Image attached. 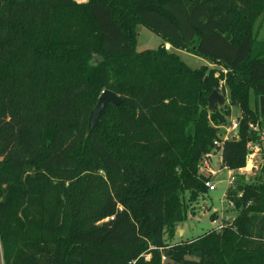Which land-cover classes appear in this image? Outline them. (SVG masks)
I'll return each mask as SVG.
<instances>
[{
	"label": "trees",
	"instance_id": "1",
	"mask_svg": "<svg viewBox=\"0 0 264 264\" xmlns=\"http://www.w3.org/2000/svg\"><path fill=\"white\" fill-rule=\"evenodd\" d=\"M263 14L264 0H0V264H264V162L228 190L231 222L163 246L185 195L207 192L213 142L230 170L264 143ZM138 26L162 43L137 51ZM166 45L226 71L223 115L207 111L212 70ZM105 90L122 104L87 135ZM232 107L235 139L220 140Z\"/></svg>",
	"mask_w": 264,
	"mask_h": 264
},
{
	"label": "rangeland",
	"instance_id": "2",
	"mask_svg": "<svg viewBox=\"0 0 264 264\" xmlns=\"http://www.w3.org/2000/svg\"><path fill=\"white\" fill-rule=\"evenodd\" d=\"M253 35L257 42H264V14L257 19L253 28ZM161 43V38L147 30L145 27H137V51L152 50L157 48ZM165 47L177 54L179 58L192 69H197L205 65L207 67V72H209L208 70H212V74L218 82V91L225 97V106L227 108L229 100L228 88L224 84V76L226 75L225 70L220 66L208 64L204 59L188 52L176 49L172 50L168 45ZM253 102V96H251L250 108H253ZM216 109L220 115L224 114L219 106ZM229 110L231 115L225 119V125L218 127V137L220 140H224V138L230 136L229 134L231 131L229 128L234 121H238V117L240 116V112L237 108L232 107ZM260 135L262 136L263 134L260 133ZM263 162L264 143L262 146H259V143L248 144L246 147L245 165L242 168L233 170L235 171L234 173L232 172L234 181L229 189L234 187L238 178H242L246 183L257 182V177L259 178L260 168ZM208 163L212 171L215 173L210 177V182H215L217 184L216 190L211 193L207 190L205 194L199 195L194 202H188V194L185 195L184 200L186 202L184 205L187 213L186 219L175 226L174 234L171 238H169L167 234L163 235V246L165 249L172 248L179 244H187L213 231H220L224 219L231 222L236 217L237 212L232 208L225 197L228 192V188L226 189L228 176L226 170L220 169L218 154L215 153L211 161ZM245 168H250V171L246 173ZM241 173L243 175H241ZM203 175L206 176L207 172H203ZM145 253L143 256L148 260L150 256ZM166 261V258L165 260L161 259L162 263H165Z\"/></svg>",
	"mask_w": 264,
	"mask_h": 264
},
{
	"label": "water",
	"instance_id": "3",
	"mask_svg": "<svg viewBox=\"0 0 264 264\" xmlns=\"http://www.w3.org/2000/svg\"><path fill=\"white\" fill-rule=\"evenodd\" d=\"M121 104L122 100L116 94L108 90L103 91L99 96L94 109L89 114L86 134L89 135L97 126L101 116L110 105L118 107ZM207 104V111L212 114L218 106L222 107L225 105V97L217 90H213L207 98Z\"/></svg>",
	"mask_w": 264,
	"mask_h": 264
},
{
	"label": "built area",
	"instance_id": "4",
	"mask_svg": "<svg viewBox=\"0 0 264 264\" xmlns=\"http://www.w3.org/2000/svg\"><path fill=\"white\" fill-rule=\"evenodd\" d=\"M237 128H238V121H234L229 128V130L231 131L229 134L230 136L228 138H224V140L235 138V135L237 133ZM221 145H222V143L220 141H214L213 142L214 150L212 151V153H209L208 155L203 156L202 159L200 160L199 164H198L199 174L207 179L204 182V186L208 190V192H210V193L214 192L216 190L217 184L215 182H213V183L210 182V177L213 176L215 173L210 168V165L208 162L211 161V159L213 158L215 153L218 154V161L219 162L221 161V158H220ZM223 170H226V172H227L228 182H226V185H227L226 189L228 188L227 190H229L230 185L234 181V177L232 175V172L234 173L235 171L230 170L228 168H223ZM245 171L247 173L248 171H250V168H245ZM203 172H207V175L206 176L203 175ZM241 175H243V174L241 173ZM162 259L165 260L164 257H162Z\"/></svg>",
	"mask_w": 264,
	"mask_h": 264
},
{
	"label": "crops",
	"instance_id": "5",
	"mask_svg": "<svg viewBox=\"0 0 264 264\" xmlns=\"http://www.w3.org/2000/svg\"><path fill=\"white\" fill-rule=\"evenodd\" d=\"M73 1H75V2H77V3H85V2H87V0H73ZM167 46V45H166ZM167 49V48H166Z\"/></svg>",
	"mask_w": 264,
	"mask_h": 264
}]
</instances>
